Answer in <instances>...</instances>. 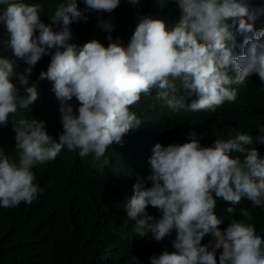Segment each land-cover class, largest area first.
Returning a JSON list of instances; mask_svg holds the SVG:
<instances>
[{
	"label": "clouds",
	"instance_id": "1",
	"mask_svg": "<svg viewBox=\"0 0 264 264\" xmlns=\"http://www.w3.org/2000/svg\"><path fill=\"white\" fill-rule=\"evenodd\" d=\"M120 2L83 0L81 9L78 0H64L49 24L41 19L38 3L0 0L8 47L27 65L16 71V61L0 55V126H7L9 114L40 98L30 76L43 56H50V62L37 82H51L62 125L53 136L43 120H13L15 157L0 148V207L36 200L41 189L33 169L54 160L63 148L99 161L110 145H122L123 137L142 122L131 110L142 95L155 90V100L178 110L185 106L184 97H177L179 81L180 89L196 96L186 104L189 111L214 112L225 101L236 100L231 85L244 84L253 74L264 82V27H254L264 9L251 8L249 0H176L180 18L172 27L161 18L140 16L125 44L113 37L111 20L101 18L107 45L98 39L73 42L74 22H87L88 12L111 13ZM127 2L135 5L138 0ZM237 34L243 37L239 45ZM237 46L239 53L234 51ZM73 98L78 101L75 108L69 103ZM259 132L255 138L241 133L202 146V137L189 129L183 143L153 146L150 172L146 178L137 174L124 206L140 236L150 232L160 242L175 231L174 250L151 256L150 264H217L219 249V264H264V237L254 226L230 219L221 229L224 218L215 211L218 199L231 205L229 214L242 199L264 208V156L255 146L264 144V127ZM148 206L159 217L149 215ZM241 216L251 220L246 209ZM208 234L212 239L202 244Z\"/></svg>",
	"mask_w": 264,
	"mask_h": 264
},
{
	"label": "trees",
	"instance_id": "2",
	"mask_svg": "<svg viewBox=\"0 0 264 264\" xmlns=\"http://www.w3.org/2000/svg\"><path fill=\"white\" fill-rule=\"evenodd\" d=\"M40 5L41 19L51 23L50 17L59 3L64 0H26ZM253 9H264V0H249ZM78 5L84 9L83 0ZM88 21L71 25L73 42L83 45L98 39L105 45L107 32L101 27L102 20H111L114 25L113 37H121L127 44L143 15L161 18L172 27L180 18L176 0H138L130 5L121 0L111 13L88 12ZM102 18V20H101ZM54 30L56 26L54 25ZM256 29L264 27V13L254 22ZM38 35V32H37ZM243 37L236 36L237 45ZM9 34L0 24V55L13 59L19 65L16 71H23L27 65L15 58L8 47ZM234 51L239 53L237 46ZM50 56H43L33 68L30 83H35L40 98L27 109H19L15 115L9 114L7 126H0V148L15 157L14 119H40L45 121L47 131L58 136L62 130L59 101L48 80L37 82L41 70H47ZM231 74V73H230ZM177 83V97H184L185 106L173 111L163 101L151 96H141L131 110L142 122L123 137V144L110 145L99 161L93 155L81 157L79 150L66 147L54 160L33 169L35 183L41 193L30 205L21 203L15 208L0 207V264H150V257L163 251H173L171 236L156 242L151 233L138 235L133 230L135 221L129 220L125 206L133 193L137 174L146 178L150 172L149 157L153 146L159 142L183 143L189 129H194L202 137V146H210L215 139H231L247 133L253 138L264 127V82L253 74L244 84L231 85L237 91L234 102L211 110L189 111L186 104L196 98ZM23 94V89H21ZM74 108L78 101H70ZM256 148L264 156V144L256 143ZM237 155V153H232ZM108 163H104V159ZM151 186V181L146 182ZM231 205L217 200L215 211L224 218L221 229L227 227L230 219L244 220L254 226L255 233L264 237V208L253 206L251 201L242 199L235 205V212L227 213ZM246 209L251 220L241 216ZM149 215L159 217L157 209L148 206ZM212 239L205 235L202 244ZM222 249L217 250V264Z\"/></svg>",
	"mask_w": 264,
	"mask_h": 264
}]
</instances>
